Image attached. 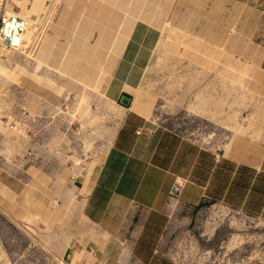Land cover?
<instances>
[{
    "label": "rangeland",
    "instance_id": "1",
    "mask_svg": "<svg viewBox=\"0 0 264 264\" xmlns=\"http://www.w3.org/2000/svg\"><path fill=\"white\" fill-rule=\"evenodd\" d=\"M74 1L21 0L19 13L37 22L38 40L0 62V106L16 113L24 107L28 117L21 133L0 126V264H65L67 251L85 243L83 186L114 123L104 114L107 126H98L93 112L99 93L87 91L82 99V84L46 70L35 58L52 25L60 28L57 42L64 48L86 20L82 39L104 65L121 20L104 23L110 36L98 46L97 22L86 10L66 19L70 31L58 25ZM143 2L145 7L163 0ZM170 3L165 24L149 25L156 37L137 78L138 95L151 101L157 124L188 142L236 160L230 157L233 139L245 136L257 144L255 162L264 165V0ZM162 243L172 264H264V220L221 203L180 206Z\"/></svg>",
    "mask_w": 264,
    "mask_h": 264
},
{
    "label": "crops",
    "instance_id": "2",
    "mask_svg": "<svg viewBox=\"0 0 264 264\" xmlns=\"http://www.w3.org/2000/svg\"><path fill=\"white\" fill-rule=\"evenodd\" d=\"M104 1L118 10L111 14L100 0L88 6L86 0H75L58 22L70 31L72 24L66 19L75 20L86 10L97 22L96 44L103 46L110 36L103 30L104 23L121 20L104 65L101 55H89L90 45L82 39L87 36L86 20L64 48L57 42L60 28L52 25L51 34L42 35L35 58L46 70L82 84V99L87 91L99 93L101 100L93 112L100 120L97 124L107 126L104 114H110L114 123L104 154L83 186L80 216L85 228L80 232L86 236L85 243L77 242L67 251L65 264H172L162 252V242L170 216L180 206L221 203L264 220L263 161L255 162L257 144L245 136L233 139L235 149H230V157L236 161L206 151L157 124L151 101L138 95L137 78L143 74L156 37L149 25L165 24L171 0L145 7L143 0ZM36 28L26 37L25 52L38 40ZM181 180L185 184L176 200L171 192Z\"/></svg>",
    "mask_w": 264,
    "mask_h": 264
},
{
    "label": "built area",
    "instance_id": "3",
    "mask_svg": "<svg viewBox=\"0 0 264 264\" xmlns=\"http://www.w3.org/2000/svg\"><path fill=\"white\" fill-rule=\"evenodd\" d=\"M20 1L0 0V62L14 54L23 53L26 47V33L31 22L17 15ZM27 118L24 107H20L16 113L0 106V126L9 131L21 133ZM184 184L185 181L181 180L173 186L172 198L180 194Z\"/></svg>",
    "mask_w": 264,
    "mask_h": 264
},
{
    "label": "bare ground",
    "instance_id": "4",
    "mask_svg": "<svg viewBox=\"0 0 264 264\" xmlns=\"http://www.w3.org/2000/svg\"><path fill=\"white\" fill-rule=\"evenodd\" d=\"M24 18V17H23ZM25 19H27L28 21H30L29 23H30V27H29V29H28V31H27V33H26V37L28 38V36H29V34H30V31L31 30H33L34 29V27H37V22L35 21V20H33V19H31V18H25ZM25 51V50H24Z\"/></svg>",
    "mask_w": 264,
    "mask_h": 264
},
{
    "label": "trees",
    "instance_id": "5",
    "mask_svg": "<svg viewBox=\"0 0 264 264\" xmlns=\"http://www.w3.org/2000/svg\"><path fill=\"white\" fill-rule=\"evenodd\" d=\"M202 204H204V203H201L199 206H201ZM209 204H211V203L209 202ZM212 204H213V203H212ZM199 206H198V207H199Z\"/></svg>",
    "mask_w": 264,
    "mask_h": 264
}]
</instances>
